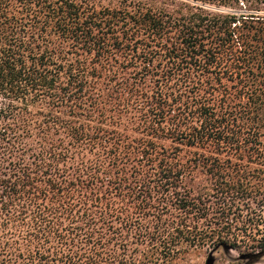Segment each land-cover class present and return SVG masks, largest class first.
<instances>
[{"label": "trees", "instance_id": "trees-1", "mask_svg": "<svg viewBox=\"0 0 264 264\" xmlns=\"http://www.w3.org/2000/svg\"><path fill=\"white\" fill-rule=\"evenodd\" d=\"M221 248L264 255V0H0V264Z\"/></svg>", "mask_w": 264, "mask_h": 264}, {"label": "rangeland", "instance_id": "rangeland-1", "mask_svg": "<svg viewBox=\"0 0 264 264\" xmlns=\"http://www.w3.org/2000/svg\"><path fill=\"white\" fill-rule=\"evenodd\" d=\"M210 254L215 260L214 264H264V255L242 259V256L248 255L247 252L226 250L224 248L215 252L212 249L193 250L183 255L175 264H206Z\"/></svg>", "mask_w": 264, "mask_h": 264}, {"label": "water", "instance_id": "water-1", "mask_svg": "<svg viewBox=\"0 0 264 264\" xmlns=\"http://www.w3.org/2000/svg\"><path fill=\"white\" fill-rule=\"evenodd\" d=\"M224 249L230 250L229 248H224ZM213 252H215V251H213ZM248 258H249L248 256H242V259H248ZM214 262H215V260L212 256V254H210L206 264H214Z\"/></svg>", "mask_w": 264, "mask_h": 264}]
</instances>
